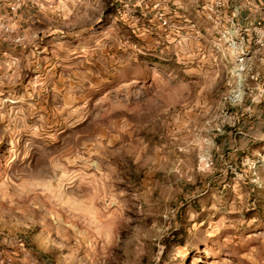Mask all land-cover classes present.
I'll return each instance as SVG.
<instances>
[{"label": "rangeland", "instance_id": "374dc122", "mask_svg": "<svg viewBox=\"0 0 264 264\" xmlns=\"http://www.w3.org/2000/svg\"><path fill=\"white\" fill-rule=\"evenodd\" d=\"M14 1L0 0L3 256L264 264V125L221 100L212 31L179 43L182 24L157 29L138 0Z\"/></svg>", "mask_w": 264, "mask_h": 264}, {"label": "built area", "instance_id": "2783aa9c", "mask_svg": "<svg viewBox=\"0 0 264 264\" xmlns=\"http://www.w3.org/2000/svg\"><path fill=\"white\" fill-rule=\"evenodd\" d=\"M170 1L174 11L166 13L164 8ZM20 2L21 0H15L9 6L10 12L16 13ZM192 3L196 6L201 20L212 31L210 45L213 54L219 58L220 63L229 67L227 90L222 94L221 100L231 108H241L247 99L258 103L255 98L262 100L264 96V88H261L264 79V29L260 25H243L238 22L243 10L240 3H230L228 0H192ZM138 5H150L159 22L158 26L163 30L173 28L174 22L182 24L185 33L177 42L201 40L200 26L196 21L175 16V12L181 10L176 1L138 0ZM225 115L234 124L238 121L235 114L226 112ZM0 264H12L1 251Z\"/></svg>", "mask_w": 264, "mask_h": 264}, {"label": "crops", "instance_id": "0c3cea01", "mask_svg": "<svg viewBox=\"0 0 264 264\" xmlns=\"http://www.w3.org/2000/svg\"><path fill=\"white\" fill-rule=\"evenodd\" d=\"M173 2H178L177 0H172ZM230 3H240L243 5V10L240 13L238 22L243 25H260L264 29V0H228ZM182 6L181 10L175 12V16L179 18H187L193 21H196L197 24L201 27L206 25L202 22L199 14L197 13L196 6L192 3V0H181ZM166 13H169L170 10L174 11L171 1L164 8ZM153 15L154 25L157 29H161L158 25L159 22L154 16V12L151 9ZM262 73L264 76V67L262 68ZM264 88V79H262V87ZM237 111L243 113L248 112V114L240 115L239 120L242 121L245 127H253L255 131H258L264 125V96L260 104H244L241 108H238ZM251 139L250 137H248ZM246 139V138H243ZM248 140V139H247Z\"/></svg>", "mask_w": 264, "mask_h": 264}]
</instances>
